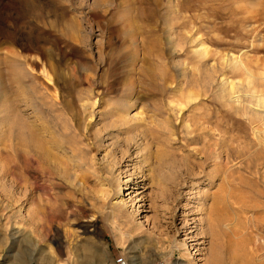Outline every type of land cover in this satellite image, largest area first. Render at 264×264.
<instances>
[{"label": "rangeland", "instance_id": "1", "mask_svg": "<svg viewBox=\"0 0 264 264\" xmlns=\"http://www.w3.org/2000/svg\"><path fill=\"white\" fill-rule=\"evenodd\" d=\"M214 248L264 264V0H0V264Z\"/></svg>", "mask_w": 264, "mask_h": 264}, {"label": "bare ground", "instance_id": "2", "mask_svg": "<svg viewBox=\"0 0 264 264\" xmlns=\"http://www.w3.org/2000/svg\"><path fill=\"white\" fill-rule=\"evenodd\" d=\"M13 130H15L14 129V127H12V128H10V131H13ZM18 139H19V141L20 142H18V143H21V146H28V143H27V140H26V138H24L23 136L24 135H22L21 133H18ZM31 142V141H30ZM33 142V141H32ZM32 145V144H31ZM34 146V148H37V147H35V145H33ZM13 148V147H12ZM16 148H17V146H16ZM19 148V147H18ZM17 152V151H16ZM217 222H220V221H217ZM218 248H220L219 246H218ZM215 250L213 251V254H212V256H211V258H210V264H215V263H219L220 261L219 260H221V263H222V258H218V253H217V251H219L218 249H216V248H214ZM236 256V255H235ZM250 258V257H249ZM249 258L248 259H246V261H244L245 263L244 264H250V263H252V262H250V261H253V260H249ZM243 259H245V258H243ZM234 260V259H233ZM220 264V263H219Z\"/></svg>", "mask_w": 264, "mask_h": 264}, {"label": "built area", "instance_id": "3", "mask_svg": "<svg viewBox=\"0 0 264 264\" xmlns=\"http://www.w3.org/2000/svg\"><path fill=\"white\" fill-rule=\"evenodd\" d=\"M117 262L118 264H128V262L124 258H119ZM155 264H167V263L163 261H157Z\"/></svg>", "mask_w": 264, "mask_h": 264}]
</instances>
